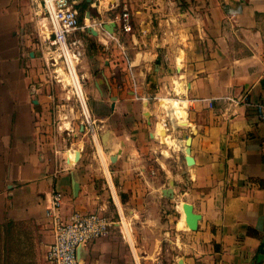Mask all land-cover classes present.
Masks as SVG:
<instances>
[{"label": "crops", "instance_id": "crops-1", "mask_svg": "<svg viewBox=\"0 0 264 264\" xmlns=\"http://www.w3.org/2000/svg\"><path fill=\"white\" fill-rule=\"evenodd\" d=\"M85 1L82 86L106 129L90 142L70 137L66 105L26 61L30 26L46 21L37 5L0 0V247L20 250L12 264H45L59 191L64 219L116 223L79 250L82 264H264V0ZM125 9L132 33L114 21ZM162 99L186 102L187 118ZM184 203L202 217L196 231L180 226Z\"/></svg>", "mask_w": 264, "mask_h": 264}, {"label": "built area", "instance_id": "built-area-1", "mask_svg": "<svg viewBox=\"0 0 264 264\" xmlns=\"http://www.w3.org/2000/svg\"><path fill=\"white\" fill-rule=\"evenodd\" d=\"M38 7L39 17L46 20L48 39L52 46L60 52V58L64 57L67 68L70 64L79 62L83 56V43L76 37L77 32L84 31L89 26H82L79 23V13L77 6L79 0H33ZM122 33H132V15L125 9L120 15L115 17ZM104 30V22L97 24ZM119 45L120 42L117 40ZM128 61L127 53L123 52ZM129 62V61H128ZM79 103L85 114L87 123L91 126L93 139L97 138L94 127L92 126L91 116L87 101L82 96L78 97ZM238 100H234L238 102ZM242 98L240 101H244ZM212 107V103H209ZM254 110L259 122L264 124V97L259 103L254 105ZM63 205V195L59 191H54L52 200L47 208L46 216L53 232V241L47 248L45 254V264H82L79 259V250L90 242L100 240L108 236L116 223L107 216L97 213L74 212L69 219H64L61 214Z\"/></svg>", "mask_w": 264, "mask_h": 264}, {"label": "rangeland", "instance_id": "rangeland-1", "mask_svg": "<svg viewBox=\"0 0 264 264\" xmlns=\"http://www.w3.org/2000/svg\"><path fill=\"white\" fill-rule=\"evenodd\" d=\"M83 2H85V0ZM89 10H91L90 6L87 7L84 15L81 12H79L78 17L80 22L82 21V24L85 23L86 20L85 14ZM45 23L47 22L45 21L43 24ZM43 24L39 25L38 27L36 26V23L33 22V24L30 26L29 33L33 41V45L29 50H32L36 56H35V60L33 61L27 54L25 57L26 61L27 60L29 61V64H31V70H34L33 76L36 83L44 87L50 86V93L54 98V102H56L58 106H61V108L63 107V105H66L64 106L65 108L63 109V111L67 114V119L63 120V123L64 122L67 123L66 125L62 124V126L72 128L70 137L76 140L86 138V140L88 139V142L93 141V137L91 134L92 133L91 126L89 125V123H87L85 114H83V110L79 103L78 97L76 94L73 93L74 90L71 87H66L65 85H67V83L64 81H63L64 88L62 83H58V81L64 79V76L61 75L60 72L58 73V70H62L66 74L69 71L64 57L60 58V52L56 50L55 46H52L51 40H49L47 38V35H45L44 31L46 30ZM80 64L81 61L76 63V68L81 78ZM81 82L84 85V81L82 80V78H81ZM83 89H84L83 90L84 94H86L85 93L86 86H83ZM84 97L86 96L84 95ZM87 105L91 116L92 126L94 127L96 134H98V132L106 131V129L102 127L103 123H101L96 118L92 110L90 98L87 100ZM56 111H60V108L56 109ZM106 113H107V109H105V111L102 114H106ZM61 122L58 121L57 125H59V123ZM2 237L3 240H5V242H9L12 240L10 236H7L5 234ZM0 243H1V239H0ZM9 244L10 243H6L5 248L3 249L2 247H0V264H12L11 263L12 257H15V255L18 254V251H20L18 249L16 250H13L12 248L8 249L7 246Z\"/></svg>", "mask_w": 264, "mask_h": 264}, {"label": "bare ground", "instance_id": "bare-ground-1", "mask_svg": "<svg viewBox=\"0 0 264 264\" xmlns=\"http://www.w3.org/2000/svg\"><path fill=\"white\" fill-rule=\"evenodd\" d=\"M72 61V64H70V70L68 69V73L66 74V73H64L62 70H58V73L60 72L61 73V75H63L64 76V79H62L61 81L63 82H66L67 83V85H66V87H71L74 91H73V93L74 94H76L77 95V97H80L81 99H82V96L84 97V92H83V86H82V82H81V78H80V76H79V74H78V72H77V68H76V62H74L73 60H71ZM60 75V76H61ZM63 82V83H64ZM178 84V83H177ZM176 84V85H177ZM180 84V83H179ZM181 85V84H180ZM179 86V85H178ZM181 87V86H180ZM180 87H179V89H180ZM178 89V90H179ZM180 91V90H179ZM85 98V97H84ZM161 105H162V107L164 108V110H165V108H167L168 110H171V112L173 113V114H175V116L177 117V118H180V117H184L183 115H185L184 113H183V111L185 110H182L181 109V105H185L186 106V102H185V104L183 103H181V101L180 100H178V99H162L161 100ZM167 111V110H166ZM85 115H86V117L88 118V112L86 111V109H85ZM149 113V112H148ZM171 113V114H172ZM170 116H172V115H170ZM186 116V115H185ZM185 118V117H184ZM183 118V119H184ZM187 118V117H186ZM185 118V119H186ZM173 119V118H172ZM177 120H179V122H180V124L181 125H185V124H187V122L186 121H183V120H181V119H177ZM178 122V121H177ZM179 124V123H178ZM68 125V124H67ZM158 128V127H157ZM160 128V127H159ZM165 129V128H164ZM160 129H158L157 131H159ZM159 133H161V135H162V138H163V140H164V142L166 141V137H165V133H164V131L163 130H160V132ZM154 135H155V133H154ZM160 136V135H159ZM154 137H156V136H154ZM170 141V140H169ZM172 142V140L170 141V143ZM169 144V143H168ZM172 144V143H171ZM79 152V151H78ZM75 153V152H74ZM74 153H70L69 154V158H68V160H69V163L70 164H72L74 161L76 162V159H77V151H76V153L74 154ZM180 204V203H179ZM180 215H181V213H182V219H181V222H180V226L181 227H186L187 229H189L188 228V225H187V222H186V215H185V213H184V211H183V205H182V207L180 206ZM179 212V211H178ZM129 231V230H128ZM130 234V233H129ZM131 235V234H130ZM129 236V235H128ZM130 239V238H129Z\"/></svg>", "mask_w": 264, "mask_h": 264}, {"label": "water", "instance_id": "water-1", "mask_svg": "<svg viewBox=\"0 0 264 264\" xmlns=\"http://www.w3.org/2000/svg\"><path fill=\"white\" fill-rule=\"evenodd\" d=\"M88 17H90V15L88 14ZM114 24H107L105 25V28L112 32L113 28L111 27H115ZM107 137V134L105 135V138ZM193 137L190 136L187 140H186V153H187V157H186V161H187V165L188 166H192L194 164V160L191 158L190 156V146L192 143ZM79 160V152H77V159L76 161ZM114 162V160H112ZM171 192V191H170ZM183 211L186 215V222L188 225V228L191 231H196L198 229L199 226V222L201 221L202 217L200 214H197L194 212V207L193 205L189 204V203H184L183 204Z\"/></svg>", "mask_w": 264, "mask_h": 264}, {"label": "trees", "instance_id": "trees-1", "mask_svg": "<svg viewBox=\"0 0 264 264\" xmlns=\"http://www.w3.org/2000/svg\"><path fill=\"white\" fill-rule=\"evenodd\" d=\"M89 6H90V4L87 3V2L85 1L84 3L78 5L77 7L79 8V12H81V13L84 15L85 10H86L87 7H89ZM79 23H80V25H83V24H82V21L80 22V20H79Z\"/></svg>", "mask_w": 264, "mask_h": 264}]
</instances>
